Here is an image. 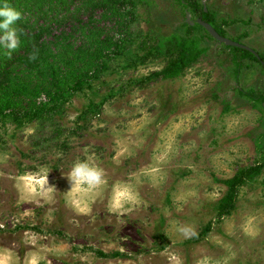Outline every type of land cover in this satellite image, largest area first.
Wrapping results in <instances>:
<instances>
[{
	"label": "rangeland",
	"instance_id": "obj_1",
	"mask_svg": "<svg viewBox=\"0 0 264 264\" xmlns=\"http://www.w3.org/2000/svg\"><path fill=\"white\" fill-rule=\"evenodd\" d=\"M72 1L52 0L50 13H64ZM198 1L226 37L264 54V0ZM128 2L120 14L58 39L57 66L80 87L63 86L48 105L37 82L29 97L0 102V259L264 264V64L195 25L189 0ZM111 37L127 39L121 52ZM184 39L197 41L198 57L178 77L155 75L169 62L164 52ZM68 47L78 57H67ZM88 48L90 71L82 57ZM77 160L99 166L105 178L86 211L66 193ZM247 167L255 170L234 194L229 181ZM39 170L48 171L50 191L23 194L19 178ZM115 184L135 193L118 210L110 207ZM224 198L233 206L220 216Z\"/></svg>",
	"mask_w": 264,
	"mask_h": 264
},
{
	"label": "trees",
	"instance_id": "obj_2",
	"mask_svg": "<svg viewBox=\"0 0 264 264\" xmlns=\"http://www.w3.org/2000/svg\"><path fill=\"white\" fill-rule=\"evenodd\" d=\"M77 1L84 0H73L62 14H51L50 12L55 10L51 4L52 0H2V2L18 9L22 14L15 24L20 37L19 47L10 54L8 50L0 48V102L4 107L9 106L16 97H23V99L29 97L28 93L32 91L33 85L37 82L44 85L42 88L46 97H48V103H46L48 105L63 96V94H60L63 86L80 87V82L75 81L76 78L71 80V73L63 74L60 71L62 68L57 66L59 63L57 62V51L60 50L59 45L62 43L59 40L68 39L69 32L67 31H75L81 24L91 25L97 19H104L109 14H120L118 10L122 7L126 8L129 3L128 0H85L84 6L80 7ZM189 1L198 19L211 24L222 36H225V32L220 24H217L215 16L210 10L203 7L198 0ZM97 8L105 9V12L101 13L99 18L93 13ZM88 11H92V13L87 14ZM62 25L67 26L60 29ZM195 25L202 27L198 22H195ZM113 39L114 37L109 38L107 43L114 44L117 51L121 52L127 39ZM173 39L175 38L173 37ZM64 47L67 46L64 45ZM107 47V45H104L98 50L100 53H104ZM82 48L80 47V49ZM232 48L240 52L243 58L264 64V54H256L253 50L240 46H232ZM67 50V57H78V55L71 54L73 47H68ZM161 52L163 54V51ZM85 53L87 55L92 53L90 48L85 49L82 56L87 59L88 70L90 71L95 66L91 65L89 56L87 57ZM199 54L200 48L197 46V41L195 39H184L178 48H168L164 52V56L169 57V62L161 71L155 72V75L164 79L178 77L182 74L184 68L194 61ZM104 63L105 60L99 67L103 66ZM254 170V167H247L233 176L229 181V185L234 194L245 177ZM232 206L233 203L224 198L219 206V215L222 216L227 213Z\"/></svg>",
	"mask_w": 264,
	"mask_h": 264
},
{
	"label": "clouds",
	"instance_id": "obj_3",
	"mask_svg": "<svg viewBox=\"0 0 264 264\" xmlns=\"http://www.w3.org/2000/svg\"><path fill=\"white\" fill-rule=\"evenodd\" d=\"M21 15L18 9L0 0V48L8 50L9 54L20 45L15 24ZM47 173L46 170H39L20 177L18 186L22 193L30 196L47 194L50 191ZM66 176L70 182V188L66 190L68 202L81 211H86L89 200L98 194L101 186L105 184L103 169L88 160H77ZM134 200L135 193L130 186L113 185L110 200V207L113 210H118L124 203ZM177 230L185 236L195 234L190 226H178ZM38 259L33 255L29 257L27 264H38ZM0 264H5V261L0 259Z\"/></svg>",
	"mask_w": 264,
	"mask_h": 264
},
{
	"label": "water",
	"instance_id": "obj_4",
	"mask_svg": "<svg viewBox=\"0 0 264 264\" xmlns=\"http://www.w3.org/2000/svg\"><path fill=\"white\" fill-rule=\"evenodd\" d=\"M197 21L199 22V24L204 26L216 39L225 42L229 46H240V47L246 48L240 42L235 41V40L228 38L226 36H222L211 24H209V23H207L201 19H197ZM247 49H249V48H247Z\"/></svg>",
	"mask_w": 264,
	"mask_h": 264
}]
</instances>
